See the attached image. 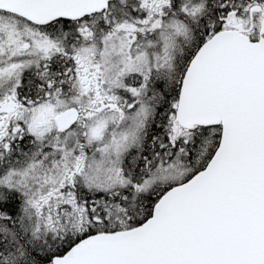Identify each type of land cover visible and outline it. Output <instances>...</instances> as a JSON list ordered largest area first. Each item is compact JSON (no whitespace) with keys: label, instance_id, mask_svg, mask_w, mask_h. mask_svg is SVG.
<instances>
[{"label":"snow or ice","instance_id":"1","mask_svg":"<svg viewBox=\"0 0 264 264\" xmlns=\"http://www.w3.org/2000/svg\"><path fill=\"white\" fill-rule=\"evenodd\" d=\"M0 264H264V0H0Z\"/></svg>","mask_w":264,"mask_h":264}]
</instances>
